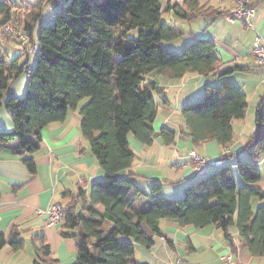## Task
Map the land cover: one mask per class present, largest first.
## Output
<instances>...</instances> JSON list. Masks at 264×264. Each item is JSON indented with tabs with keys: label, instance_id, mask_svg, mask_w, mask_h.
I'll return each instance as SVG.
<instances>
[{
	"label": "trees",
	"instance_id": "obj_1",
	"mask_svg": "<svg viewBox=\"0 0 264 264\" xmlns=\"http://www.w3.org/2000/svg\"><path fill=\"white\" fill-rule=\"evenodd\" d=\"M59 1L0 0L1 36L6 37L3 28L12 23L16 33L25 34L30 45H37L34 61L30 57L33 54L24 49V62L23 56L10 60L0 48V107L10 81L33 68L26 97L10 98L6 103L15 131L0 134V142L17 139L21 152L33 154L40 145L30 137L52 123L65 122L70 110L89 100L80 108L81 130L105 178L94 183L88 194L80 188L77 202L65 210L63 236L80 239L78 257L72 264H135L136 244L150 247L154 243L144 226L161 236V220L196 228L215 225L229 239L231 228L236 226L248 251L264 257V203L256 211L252 206L255 198L264 202V191L254 186L264 178L260 166L264 158V100L256 109L255 130L248 142L241 151L228 156L246 153L251 159L239 164L241 187L228 158L225 166L211 169L214 171L209 176L204 174L188 185L182 199L155 196L161 183L147 194L131 179L117 176L133 165L130 137L145 146L155 139L157 83L148 82L145 76L157 72L182 79L188 73L217 74L220 83L205 87L203 101L183 107L181 130L165 127L159 135L167 145L180 133L195 145L215 141L227 148L234 139L233 121L245 119L249 108L246 94L231 79L240 68L219 72L216 45L209 39L195 40L182 54L161 47V43L182 35L176 27L162 22L166 11L162 0H65L60 6ZM183 3L193 17L204 9L199 0ZM170 7L180 14V5L169 4L166 9ZM54 8L57 14L52 24L42 25L43 17ZM134 29L139 30L137 40L128 38ZM24 162L34 173L33 159L25 158ZM133 189L138 196L151 200L147 209H134L135 198L130 196ZM6 245L4 235H0V251ZM23 245L22 240L11 243L14 251ZM51 254L47 244L36 247L34 264H59L49 259Z\"/></svg>",
	"mask_w": 264,
	"mask_h": 264
},
{
	"label": "crops",
	"instance_id": "obj_2",
	"mask_svg": "<svg viewBox=\"0 0 264 264\" xmlns=\"http://www.w3.org/2000/svg\"><path fill=\"white\" fill-rule=\"evenodd\" d=\"M199 1L204 9L193 17L191 9L185 6L183 0H164V13H169L174 22L172 25L166 24L182 32L177 40L170 43L174 44L185 37L187 32L183 26L190 24V21L202 22L198 28L190 30L189 38L175 47L174 53L184 51L186 46L198 39L213 41L219 58V72L228 67L240 68L232 73L231 79L249 100L246 115L248 116L249 110L256 113L258 105L264 100V67L256 64L252 45L257 35H260L264 42V0H252V6L255 8V15L251 19L252 26L225 19V15L234 9L236 0ZM169 4L180 5V14H176L171 7L168 11L166 6ZM52 11L44 17H49ZM176 16L180 17L178 25ZM6 40L3 36V44L10 46L12 41ZM17 40V43H14L20 45L22 51L15 59L23 56L21 61L24 62L26 57L23 53L29 42L23 40L21 35ZM167 43L169 42L161 43V47L168 51ZM30 57L34 61L35 56ZM30 73H24L9 83V90L5 93L0 107V134H12L15 131L11 111L6 107V103L10 98L23 100L26 97ZM149 75L151 78L147 81L157 83L154 92L158 103V114L153 123L155 139L152 145L145 146L130 137V147L135 155L134 162L129 170L121 171L117 176L131 179L147 194L156 183H161L159 192L167 191L162 192V196L177 197L183 194L182 185L187 186L196 181L189 157L191 151L196 150L209 159L228 158V162L235 163V169L232 171L238 186L243 185L239 164L251 162V159L246 153L232 158L228 156L241 151L254 132V129L248 131L246 117L241 120L244 122L237 121L233 124V121L234 139L227 148L215 141L195 145L189 137L180 133L174 143L167 145L159 135L165 127L178 132L181 130L184 126L181 114L183 107L200 100L206 86H217L220 83L218 75L188 73L182 79H170L157 72ZM88 101L86 99L78 109L70 110L65 122L52 123L39 135L30 137L32 141L39 140L40 145L33 154L21 152L17 139L0 142V235H4L7 241V245L0 251V264H34L36 247L42 244L50 246V260H57L59 264H72L76 261L80 239L63 236L64 222L55 226L47 225L45 215L39 214L38 210H46L57 203L67 210L77 202L80 188L88 194L94 183L105 178V171L93 155L81 130L80 108ZM25 158L33 159L34 173L28 169ZM260 166L264 174V158L260 161ZM254 186L264 191V178ZM154 195L159 196L158 193ZM130 196L135 198V210L142 211L137 208V201L142 198L146 199L145 209L148 208L150 200L145 195L138 196L137 190L133 189ZM263 203L259 199H253V210L256 211ZM77 208L80 209V205ZM97 208L103 212L102 207ZM144 229L148 236L153 237L154 243L150 247L136 244L135 264H224L228 256L236 264H264V257L253 256L244 246L236 226L230 231L232 239L227 238L215 225L196 228L161 220V236L153 234L146 226ZM14 240L23 241L21 250H13L11 243Z\"/></svg>",
	"mask_w": 264,
	"mask_h": 264
},
{
	"label": "built area",
	"instance_id": "obj_3",
	"mask_svg": "<svg viewBox=\"0 0 264 264\" xmlns=\"http://www.w3.org/2000/svg\"><path fill=\"white\" fill-rule=\"evenodd\" d=\"M65 0L59 1V6ZM57 11L54 8L51 15L49 17H43L42 25L52 24V19L56 16ZM255 15V8L252 6V0H236V5L234 9L225 15V19L227 21H240L245 25L252 26L251 19ZM6 31L12 32L13 25L12 23L7 24ZM23 40L26 39L25 34H21ZM30 54L36 56L37 53V45H26ZM252 55L255 58V62L258 66L264 67V42L260 35H257L253 41L252 45ZM32 69L30 70V72ZM191 159V164L194 170V173L197 175H204L208 173L211 169L217 168L220 166H225L227 164L226 159L218 158V159H209L197 153L196 150L191 151L189 155ZM38 213L41 215H45L46 224L49 226H55L63 222L65 209L62 204H53L48 207L46 210H38ZM224 264H236L234 260L231 259L230 256L226 257Z\"/></svg>",
	"mask_w": 264,
	"mask_h": 264
},
{
	"label": "rangeland",
	"instance_id": "obj_4",
	"mask_svg": "<svg viewBox=\"0 0 264 264\" xmlns=\"http://www.w3.org/2000/svg\"><path fill=\"white\" fill-rule=\"evenodd\" d=\"M11 1H14V2H17V3L20 2V0H11ZM27 1H30V0H27ZM162 1L164 3V0H162ZM173 1L175 2V0H173ZM51 10H53V9H51ZM161 20H162L163 23H168V24H171V25L174 23V22H172V16L169 13H164L163 16H162V18H161ZM176 21H177V25H178L179 22H180V17L179 16H176ZM201 23H202L201 21H199V22L190 21V24L184 25L183 27L186 28L185 31L187 32V34L184 35L185 37H182L181 39H179L178 41H176L174 44H172L170 42L167 43L166 46L169 47L168 51L174 52L175 51L174 49H176L175 47L179 46L180 43L181 44L184 43L186 41V39L189 38V36H190V30H193L194 28L195 29L198 28L201 25ZM5 28H6V26H5ZM5 28H3V31L6 33V37L8 35H14V34H16V36H18V37L21 35V33H16V29H15L14 26H13V31L12 32L6 31ZM37 36H38V34H35V39H37ZM138 36H139V30L138 29L131 30L128 33V38L131 39V40H137L138 39ZM2 38L3 37H1V33H0V48L5 51V53L7 54V58H9V59H15V57H17L20 54V51H22L21 46L18 45V44H16L17 41H18L17 38L14 35L13 37H11L9 39V40L12 41L11 44H10V46L8 44H3ZM25 40H28L27 37H26ZM14 42H16V43H14ZM171 42H173V41H171ZM28 46H29V44H28ZM182 53H183V51L182 52H177V54H182ZM24 78H25V75L22 76V79H24ZM150 78H151L150 75L145 76V79L146 80H149ZM204 97H205V90H204V93H203L202 98L200 100H197L196 102L203 101L204 100ZM246 118H247V129H248V131L251 130V129H254L255 130V125H254V122H255V112L253 110L252 111L249 110L248 111V116L246 115ZM237 121L244 122V121H241V120H236V121H234L233 124H236ZM231 164H232L231 167L234 170L235 169V166H234L235 163L231 162ZM213 171L214 170H210L208 173L205 174L204 177L209 176ZM204 177H202V178H204ZM198 179H201V177H200V175H197L196 174L195 175V180H198ZM192 183L191 184H188V185L191 186ZM188 185L187 186L182 185V187L184 188V191H183V194H181L180 196H177V197L174 196L172 198H168L166 196H162V192H165L166 193L167 191H162V192H158V195L159 196H157V197H163V198H167V199H182L185 196V190H186V188L189 187ZM177 186H179V185H177ZM239 187H241V186H239ZM149 194H152V188H151ZM145 204H146V199L145 198H142V199L138 200L137 201V208H138V210H144L145 209ZM150 204H151V200H150Z\"/></svg>",
	"mask_w": 264,
	"mask_h": 264
}]
</instances>
